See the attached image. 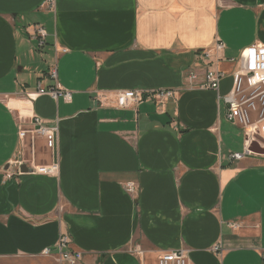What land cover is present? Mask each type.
<instances>
[{"label":"crops","instance_id":"0c3cea01","mask_svg":"<svg viewBox=\"0 0 264 264\" xmlns=\"http://www.w3.org/2000/svg\"><path fill=\"white\" fill-rule=\"evenodd\" d=\"M216 40L228 59L264 45V0H0V264H64L62 233L78 264H157L178 250L189 264H264V154L230 159L244 147L226 120L235 66H218L219 91L187 80ZM163 89L179 94L162 107L115 103ZM35 116L58 128L53 149L35 138V165L59 175L24 166L5 180Z\"/></svg>","mask_w":264,"mask_h":264},{"label":"built area","instance_id":"2783aa9c","mask_svg":"<svg viewBox=\"0 0 264 264\" xmlns=\"http://www.w3.org/2000/svg\"><path fill=\"white\" fill-rule=\"evenodd\" d=\"M39 38L46 37L44 29L37 30ZM44 41L40 42L42 46ZM225 46L220 40H216L214 48L206 50L201 57L206 62L202 74L197 70H189L187 80L190 84H195L199 77L202 78L197 88L202 90L219 91L221 82L225 78L218 66L221 62H228L235 66L232 73V88L226 97L227 113L226 120L229 124L239 128L243 134L244 147L241 153L231 155V160H242L245 157L255 155L251 150L254 144L264 149V45L256 44L244 50L238 58L228 59L224 56ZM65 52V51H64ZM51 77L57 78L56 72H52ZM194 87V86H193ZM54 96H62L66 101L71 100V93L60 88L48 90ZM46 91L41 86L39 93L45 94ZM177 90H156L145 93L138 90L123 91L115 95V103L118 108L134 107L146 100L153 98L159 106H163L169 99L176 98ZM58 128L56 125L45 123L39 117H33L31 126H19V138L21 149L18 156L11 162L10 167L14 172L5 171V180H12L16 173H22L21 168L27 166L30 174H39L47 177L56 178L59 175V166L35 165V138L42 137L46 141L48 149H53L56 143ZM30 139V153H26L24 141ZM125 191L128 194H135L137 186L134 183L127 184ZM233 229L240 228L239 224L230 223ZM71 237L67 233H62L59 237L56 250L62 262L66 264H78L83 259L80 251L69 250ZM216 253H221L220 246L215 247ZM43 254L49 256L50 249H46ZM157 264H189L188 253L185 250L171 251L161 254Z\"/></svg>","mask_w":264,"mask_h":264},{"label":"rangeland","instance_id":"374dc122","mask_svg":"<svg viewBox=\"0 0 264 264\" xmlns=\"http://www.w3.org/2000/svg\"><path fill=\"white\" fill-rule=\"evenodd\" d=\"M235 127V126H234ZM231 129H232V131L234 132V134H236V135H238L239 133H238V131L235 129V128H233V127H231ZM236 135L235 136H233L232 137V141L234 142L235 140H239V139H236ZM231 140H230V142H231ZM233 146H234V148L235 149H239L240 147L238 146V144H234L233 143ZM240 150V149H239ZM255 155H256V153H255ZM258 155V154H257ZM253 156V155H252ZM43 157V156H42ZM44 158V157H43ZM41 159V158H40ZM64 263V262H63ZM64 264H66V263H64Z\"/></svg>","mask_w":264,"mask_h":264},{"label":"water","instance_id":"95a60500","mask_svg":"<svg viewBox=\"0 0 264 264\" xmlns=\"http://www.w3.org/2000/svg\"><path fill=\"white\" fill-rule=\"evenodd\" d=\"M251 150L256 154H264V149L260 148L257 144H254Z\"/></svg>","mask_w":264,"mask_h":264}]
</instances>
